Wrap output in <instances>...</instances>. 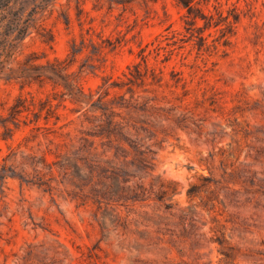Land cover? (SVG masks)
<instances>
[{
	"label": "rangeland",
	"instance_id": "1",
	"mask_svg": "<svg viewBox=\"0 0 264 264\" xmlns=\"http://www.w3.org/2000/svg\"><path fill=\"white\" fill-rule=\"evenodd\" d=\"M78 1L79 18L75 0L49 6L51 45L33 30L0 43V264H264V0H193L191 14L174 0ZM172 32L185 59L152 53L160 85L150 72L128 83ZM29 75L52 80L20 89ZM29 94L56 115L3 127ZM48 139L67 147L56 157Z\"/></svg>",
	"mask_w": 264,
	"mask_h": 264
},
{
	"label": "trees",
	"instance_id": "2",
	"mask_svg": "<svg viewBox=\"0 0 264 264\" xmlns=\"http://www.w3.org/2000/svg\"><path fill=\"white\" fill-rule=\"evenodd\" d=\"M16 0H0V26H3V31L0 32V43L3 42L4 44L7 43L8 37L11 34H15L17 40L21 41L25 37L29 36L32 33V30L35 31L37 35H39L40 40L42 43L51 45L54 43V35L51 31V29H48L44 21L46 19H49L52 17L54 13L53 8H49V6L52 5L57 0H39V3L32 4L31 8L28 11L22 10L21 7H17L16 9H13V5L15 4ZM76 1V15L79 18L80 15L83 13V9H81L79 1ZM177 4L182 5L184 8L187 9L188 13L191 14L193 11L197 10L193 4V0H174ZM70 0H67L66 6L67 9L69 8ZM63 6L65 5H59V8L57 9L59 12L58 14L64 16V23L66 26L70 24V19L68 15L63 11ZM47 12V13H46ZM46 13V14H45ZM196 15L191 17L190 23L194 24L196 21ZM57 19L59 18L56 17ZM91 30V28H89ZM184 35L180 33L172 32L170 34L161 35L160 37H157L155 41L151 43L152 48L142 49L140 51L141 61L142 63L138 62L132 65V68L134 69V74L131 73L129 69V74L131 77L126 76L128 83L130 84H136L137 81H143L146 75V73L150 72L152 76L151 84H159L160 78L158 77L157 73L155 72L154 68H148L146 65V59L148 55H151L152 53H155V56H160L161 52L163 55V61L169 60L173 55L177 56L179 60H184L186 57L185 53L181 52V49H183V46L179 44V42H185L184 38L182 37ZM185 37V36H184ZM81 37V44L84 43V40ZM75 44V43H73ZM74 46V45H73ZM75 47V46H74ZM206 48H210V46H206ZM75 55V52L72 51L70 55H68L65 59L60 60L57 58H54L53 61L50 63L47 61V64L50 66L53 72L55 73H62L65 72L71 61L73 60ZM21 65H25L26 67L35 69V66L30 65L27 63V59L24 61H18ZM142 64L144 65V72L142 71L141 67ZM159 73H162L161 68H158ZM47 80H52L50 76H46V78H42L40 75L36 76H26L23 80L19 82L20 89H23L25 86H32L36 85L38 88H42ZM72 84L74 88L82 94V89L79 86L77 82H73ZM107 89L105 88V92L107 93ZM55 96V95H53ZM23 119H21L22 114ZM29 115L33 116V119L29 118ZM56 115L55 113V105L52 104L49 97H46L45 99H39L37 102L35 101L34 97L29 94V97H24L22 95H19L16 97L14 103L10 106L8 111V117L5 118L2 122L3 127L10 130L6 123L10 122L14 126H19V122L22 121L24 124L26 123L25 120H28L30 123H36L41 117L44 118L45 124L48 123L49 119L51 117H54ZM56 124L55 122L53 123ZM61 127H58V129ZM53 128L44 126H38L35 124L34 127H32L30 130L31 132L35 131H43V130H51ZM57 128L53 129V131H57ZM101 129H104L108 133H110L113 128L111 127V121L110 119H107L106 126H101ZM79 134L81 135L80 139H82L85 143V149H87V145H90V141L88 138L84 137V134H86L83 130H78ZM62 137H64L63 134H61ZM68 136V134H67ZM48 142L50 144H53L56 151V157H58L60 150H62L63 147H67V144L65 142H54L51 139H48ZM46 166H49V164L45 163ZM94 169H100V167L93 166Z\"/></svg>",
	"mask_w": 264,
	"mask_h": 264
}]
</instances>
